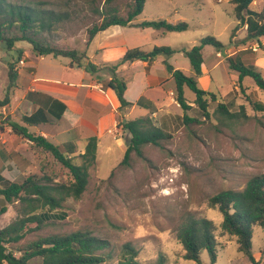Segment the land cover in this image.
Listing matches in <instances>:
<instances>
[{
	"label": "rangeland",
	"instance_id": "obj_1",
	"mask_svg": "<svg viewBox=\"0 0 264 264\" xmlns=\"http://www.w3.org/2000/svg\"><path fill=\"white\" fill-rule=\"evenodd\" d=\"M127 3L128 0L117 2L122 12ZM98 6H103V2L50 0L49 8L67 13L52 39L62 47L80 49L81 44L86 43L83 40L87 39L88 29L99 21L93 11ZM174 6L180 8L179 13L174 12ZM250 8L262 12L264 0H255ZM160 19L173 23L185 21L190 25L186 31L168 33L166 46L190 49L208 36L216 37L225 45L220 50L212 45L204 48L202 73L197 77L201 88L217 96L209 103L210 118L202 115L193 103L195 93L185 87V96L192 103L188 114L201 121L186 126L181 115L184 111L178 102H174L177 101V91L171 92L172 121L162 125L154 121L173 134V138L164 143L166 149L148 145L144 150L147 159L142 160L135 154L132 166L128 167L120 165L125 150L116 147L114 156L100 158L91 167L89 183L82 196L69 198L61 208L52 211L65 213L66 217L49 221L42 229L27 233L20 245L51 234L87 231L108 242L101 252L111 257L102 264H117L121 248L127 242L139 250L141 264H157L160 257H163L164 264H197L183 257V245L176 237L184 217L191 213L212 219L217 226L219 253L216 264H252L238 250L236 238L221 229L222 214L210 206L209 199L223 190H243L253 177L264 174V90L247 77L245 92L242 91L237 82L238 74L231 69L228 59L255 64L264 73V37L242 44L247 36V26L239 24L234 5L229 0H146L144 11L137 20ZM19 45L33 53L29 43L20 42ZM18 51L21 50L9 51L0 41L1 61L17 59ZM163 58L180 66L185 74L193 75L190 59L185 54L176 53ZM221 101L237 113V117H222L217 110ZM138 117L135 112L130 119ZM123 136L127 147L131 134L124 131ZM39 156L31 160L27 173L41 175L45 172L55 174L57 181L72 180L69 169L52 155L44 153ZM16 160L12 172L7 171L10 160L0 158V166L6 169L9 180L22 182L25 175L21 174V168H16L21 165ZM21 208L18 202L8 205L7 212L0 216V229L21 216ZM8 246L15 248L17 245ZM263 247L264 230L255 226L253 251L257 257H262L261 264H264ZM15 254L21 255L20 252ZM202 258L206 264L210 263L207 252ZM40 261L37 258L31 263Z\"/></svg>",
	"mask_w": 264,
	"mask_h": 264
},
{
	"label": "trees",
	"instance_id": "obj_2",
	"mask_svg": "<svg viewBox=\"0 0 264 264\" xmlns=\"http://www.w3.org/2000/svg\"><path fill=\"white\" fill-rule=\"evenodd\" d=\"M93 3L103 2V6L94 7L93 11L99 21L87 31L84 49L68 48L58 45L52 34L63 21V14L54 8H49L50 0H0V41L5 43L11 51L16 43L27 42L33 50L40 55H53L55 57H70L74 62L81 63L88 58L86 49L94 37L103 30L115 25L133 26L137 28H154L166 32H183L190 28L189 23L181 21L172 23L165 19L145 20L135 22L142 14L146 0H128L126 10L121 11L117 5L119 0H92ZM234 5V14L239 24L247 26V36L242 44H247L264 37V10L257 12L250 8L255 0H229ZM212 45L222 49L225 45L216 37L203 38L199 44L190 49L171 46H155L151 51L140 47L130 48L126 54L111 66H106L115 72L120 66L135 61H152L159 56H171L183 53L189 57L193 75L185 74L181 69L170 70L176 82L177 102L183 109L184 124L201 123L198 117H192L188 111L192 108L185 96V87L190 88L196 95L193 103L199 108L202 115L210 118V100H216V94L201 88L197 77L202 73L204 63V48ZM22 52L18 55V61ZM230 67L237 72L239 88L245 92L244 80L250 77L256 85L264 90V73L255 64H248L242 60L228 58ZM13 61L8 62L9 85L5 97L0 99V107L8 105L11 101L17 83L18 71ZM87 69L97 71L98 66L90 62ZM120 103L121 109L133 105L125 93L127 82L118 77H113L109 82ZM218 113L222 117L235 118L237 113L232 112L224 102L218 104ZM31 121V120H30ZM29 122V119L28 121ZM6 120L0 113V132L4 133ZM123 130L131 134L130 141L120 165L131 167L133 155L146 160L145 148L152 145L166 149L165 142L173 138V134L157 126L151 115L120 122ZM13 132L29 139L33 150L39 154H50L60 164L69 169L72 180L69 182L57 181L55 174L42 172L41 175L29 174L22 182L6 179L0 174V216L7 212L8 205L20 203L22 214L14 222L0 229V264H102L111 256L101 252L108 242L97 238L90 232L76 231L67 234H51L38 238L26 245L19 243L27 233L42 229L46 223L58 218H65L66 214H55L52 211L61 208L63 202L69 198L79 199L86 191L89 183L90 169L97 161L98 138L88 140L85 153L71 156L68 144H55L41 135L28 132L24 127L11 122ZM209 204L217 208L222 214L221 229L225 234L236 238L238 250L243 253L252 264H261L262 257H257L253 251L254 227L259 226L264 230V174L253 177L243 190H223L209 199ZM41 211V212H38ZM217 226L212 219L196 217L187 214L176 232L177 240L183 245V257L193 260L197 264H206L202 255L207 252L210 257L209 264L218 261ZM9 244L17 245L10 248ZM15 252H20L17 256ZM264 255V247L261 250ZM39 263H31L34 259ZM139 250L131 243H125L120 251L117 264H141ZM157 264H164L160 257Z\"/></svg>",
	"mask_w": 264,
	"mask_h": 264
},
{
	"label": "crops",
	"instance_id": "obj_3",
	"mask_svg": "<svg viewBox=\"0 0 264 264\" xmlns=\"http://www.w3.org/2000/svg\"><path fill=\"white\" fill-rule=\"evenodd\" d=\"M179 9L173 8L176 13ZM135 22L143 21L136 19ZM168 33L172 32L151 27L111 26L94 37L86 49L88 58L79 64L70 57H49L36 53L33 48V53L21 49L20 42L12 50H21L18 55L22 52L20 60H24V64L20 65L18 58L1 61L0 56V99L5 97L9 85L8 62L15 60L18 71L11 101L0 107L6 120L4 133L0 132V158L10 160L7 171L15 170L14 160L18 159L21 165L16 168H21V174L27 176L31 160L40 158L29 139L13 132L11 122L57 145L68 144L71 156L85 153L89 138L97 137L98 163L100 158L114 156L116 147L126 151L120 122L130 119L135 112L139 117L151 115L159 125L172 121L171 92L176 91V82L169 66L174 69L180 66L159 56L152 61L124 64L115 72L106 69V66L116 64L130 48L151 51L155 46H166ZM84 47L82 43L80 48ZM90 62L98 66L97 71L87 69ZM113 77L127 82L125 97L132 106L120 108L115 91L109 87ZM5 170L0 166V174L8 179Z\"/></svg>",
	"mask_w": 264,
	"mask_h": 264
},
{
	"label": "built area",
	"instance_id": "obj_4",
	"mask_svg": "<svg viewBox=\"0 0 264 264\" xmlns=\"http://www.w3.org/2000/svg\"><path fill=\"white\" fill-rule=\"evenodd\" d=\"M19 64L20 65L24 64V60L21 59L20 62H19ZM172 93H174V92H172Z\"/></svg>",
	"mask_w": 264,
	"mask_h": 264
}]
</instances>
